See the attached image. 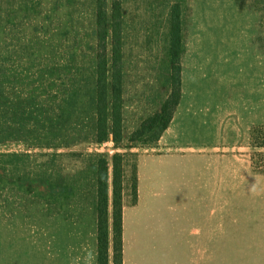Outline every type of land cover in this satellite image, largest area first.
<instances>
[{
    "label": "rangeland",
    "instance_id": "374dc122",
    "mask_svg": "<svg viewBox=\"0 0 264 264\" xmlns=\"http://www.w3.org/2000/svg\"><path fill=\"white\" fill-rule=\"evenodd\" d=\"M97 1L0 0V264H47L52 250H58L49 241L56 239H64L61 250L66 244L76 248L79 239L97 243L99 179L106 174L111 248L114 195L123 211L136 206L148 184L142 170L148 163L141 165L142 159L160 155L156 138L174 89L169 34L180 10L187 43L194 0H126L119 142L112 134L104 141L98 138ZM246 1L253 43L263 61L260 122L251 127H262L263 141L264 0ZM252 128L246 141L230 145L241 152L246 183L239 182L236 189L232 176L230 203L223 213L244 220L247 229H261L264 147L253 144ZM115 155L120 156L118 170ZM115 173L120 176L117 185ZM161 192L160 183L154 182L147 205L130 213L135 262L181 260L173 226L166 229L159 222ZM149 203L156 212L148 209ZM140 215L147 217L141 239Z\"/></svg>",
    "mask_w": 264,
    "mask_h": 264
},
{
    "label": "crops",
    "instance_id": "0c3cea01",
    "mask_svg": "<svg viewBox=\"0 0 264 264\" xmlns=\"http://www.w3.org/2000/svg\"><path fill=\"white\" fill-rule=\"evenodd\" d=\"M246 7V0H194L180 104L157 145L160 155L142 159L141 165L148 163L142 167L143 181L148 183L145 193L136 206L123 211V264H144L132 260L130 213L140 204L147 205L154 182L163 189L159 222L166 229L173 226L181 258L177 264H264V226L247 229L244 220H232L223 213L230 203L232 176L234 188L246 183V165L238 158L241 152L230 145L246 141L251 126L260 122L263 61L253 43ZM148 209L156 212L151 203ZM145 220L140 215L139 239ZM62 239L49 241L58 250H52L47 264H99L98 242L87 245L79 239L76 248L66 244L67 249L61 250ZM112 246L113 242L110 264Z\"/></svg>",
    "mask_w": 264,
    "mask_h": 264
},
{
    "label": "trees",
    "instance_id": "16d2710c",
    "mask_svg": "<svg viewBox=\"0 0 264 264\" xmlns=\"http://www.w3.org/2000/svg\"><path fill=\"white\" fill-rule=\"evenodd\" d=\"M126 0H98V138L104 141L112 134L116 141H121V123L123 108V50L126 31L124 13ZM126 6V7H125ZM182 7V5H181ZM177 8L179 6L177 5ZM186 21L180 10L173 19L169 39L171 57L174 61L173 88L163 108L161 131L156 138L160 140L170 126L181 101L182 94V58L186 53ZM174 96V100L171 97ZM260 126L252 128L253 144L256 148L264 147ZM119 155L114 156L115 170L120 168ZM120 183L119 173H115V184ZM137 188V186H136ZM137 191V190H136ZM109 183L107 174L99 179L98 203V244L99 264H110V228H109ZM123 206L114 195L113 211V264H123Z\"/></svg>",
    "mask_w": 264,
    "mask_h": 264
},
{
    "label": "built area",
    "instance_id": "2783aa9c",
    "mask_svg": "<svg viewBox=\"0 0 264 264\" xmlns=\"http://www.w3.org/2000/svg\"><path fill=\"white\" fill-rule=\"evenodd\" d=\"M104 145H105V146H109V143H108V142H107V143H104Z\"/></svg>",
    "mask_w": 264,
    "mask_h": 264
}]
</instances>
